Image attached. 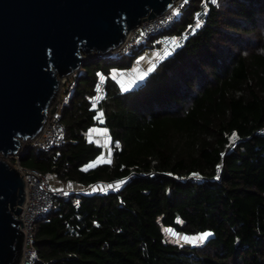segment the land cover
<instances>
[{
    "label": "trees",
    "instance_id": "obj_1",
    "mask_svg": "<svg viewBox=\"0 0 264 264\" xmlns=\"http://www.w3.org/2000/svg\"><path fill=\"white\" fill-rule=\"evenodd\" d=\"M177 8L173 26L128 52L90 56L64 91V142L22 157L63 182L118 184L59 197L34 224L35 264H264V0ZM165 36L178 47L123 90L112 69ZM100 110L112 159L86 168L103 151L88 137ZM164 227L211 235L178 244Z\"/></svg>",
    "mask_w": 264,
    "mask_h": 264
},
{
    "label": "water",
    "instance_id": "obj_2",
    "mask_svg": "<svg viewBox=\"0 0 264 264\" xmlns=\"http://www.w3.org/2000/svg\"><path fill=\"white\" fill-rule=\"evenodd\" d=\"M179 0H0V264H20L26 198L6 157L46 124L63 80Z\"/></svg>",
    "mask_w": 264,
    "mask_h": 264
},
{
    "label": "built area",
    "instance_id": "obj_3",
    "mask_svg": "<svg viewBox=\"0 0 264 264\" xmlns=\"http://www.w3.org/2000/svg\"><path fill=\"white\" fill-rule=\"evenodd\" d=\"M185 1L179 0L174 7L165 13L143 21L129 33L118 48L108 54L126 53L138 41H145L173 26L178 18L176 8L181 6V3L183 4ZM169 39H171L170 36H165L158 41L159 43L163 41L168 42ZM178 45L173 42L169 46L170 52L172 53ZM63 83H66V90H71L75 85V78L69 76L63 80ZM64 98L65 94L59 92V95L51 106L48 120L40 134L26 140L27 143L25 144V141H23L19 151L6 157V160L22 173L26 185L25 202L22 206V212L17 215L23 222L22 230L25 233V244L20 264H35L37 261V250L33 245V229L36 221L48 214L59 197H69L72 194V191L69 189L54 188L48 175L42 173L37 168L24 166L21 162L24 154L31 148L38 147L44 151H49L64 142L66 128L61 120ZM134 175L133 173L132 176Z\"/></svg>",
    "mask_w": 264,
    "mask_h": 264
},
{
    "label": "crops",
    "instance_id": "obj_4",
    "mask_svg": "<svg viewBox=\"0 0 264 264\" xmlns=\"http://www.w3.org/2000/svg\"><path fill=\"white\" fill-rule=\"evenodd\" d=\"M160 40V39H159ZM159 42V41H158ZM170 55V52L161 44L158 43L157 46L150 48L146 50L142 55H140L133 65L129 68H113L111 71V76L117 80L119 85L123 90H130L135 88L136 86L140 85L142 82L145 81V79L148 77V75L155 69L157 64L168 57ZM106 79L105 75L101 76V82L98 86V95L95 97L93 103L94 108L98 107V103L105 95V88H104V81ZM98 117L100 119V125H96L90 128L89 132L92 133L91 135H88L90 137L89 139L96 144L102 146L103 151L105 150V146L100 143H107V149L106 154L110 155L112 159L113 149H112V139L110 136V133L104 125H102L104 119H103V111L100 110L98 112ZM102 141V142H101ZM101 153V155H102ZM101 155L94 161H92L90 164L86 166V168L95 167L98 164L103 163V159ZM111 161V160H109ZM107 161V162H109ZM52 185L54 188H61V189H69L73 192H87V189L90 187H86L80 184H76L74 182H63L59 180L55 175H52ZM102 183L94 184V185H100ZM103 185H109V184H103ZM95 191H102V190H95Z\"/></svg>",
    "mask_w": 264,
    "mask_h": 264
},
{
    "label": "rangeland",
    "instance_id": "obj_5",
    "mask_svg": "<svg viewBox=\"0 0 264 264\" xmlns=\"http://www.w3.org/2000/svg\"><path fill=\"white\" fill-rule=\"evenodd\" d=\"M182 5V3H181ZM177 12H179V9L177 8L176 9ZM171 39H169L168 42L166 41H163V42H160L169 52V46L173 44V42H175L176 44H180V39L179 38H176V37H170ZM160 41V40H159ZM162 41V40H161ZM148 50V49H147ZM171 53V52H170ZM95 53H93L92 55H94ZM77 71H75L74 73H72L70 76L74 77V74L76 73ZM66 83L62 84L61 87H60V91L59 92H63L66 90ZM59 95V93H58ZM88 135H91L92 136V133H88ZM90 138V137H89ZM102 142V141H101ZM27 143V141L24 142V144ZM102 145H104L105 147V150L104 152L102 153L101 157L103 159V162H107L109 160H111V157L110 155H107L106 154V149H107V143H100ZM109 147V146H108ZM50 180H51V184H52V177L50 176ZM53 186V185H52ZM114 186H118V184H114L113 186L111 185H103V184H100V185H91L88 189H87V192L88 191H95V190H108L110 188H114ZM164 232H165V236H166V239L171 241V242H174V243H178V244H192V245H200L202 243H204L208 238L209 236H207L205 239H203V241H201L199 238L204 234V233H210V232H202V233H198V234H185V233H180L178 232L177 230L173 229V228H168V227H164Z\"/></svg>",
    "mask_w": 264,
    "mask_h": 264
},
{
    "label": "snow or ice",
    "instance_id": "obj_6",
    "mask_svg": "<svg viewBox=\"0 0 264 264\" xmlns=\"http://www.w3.org/2000/svg\"><path fill=\"white\" fill-rule=\"evenodd\" d=\"M210 235L211 233H204L199 239L203 241V239H205L207 236H210Z\"/></svg>",
    "mask_w": 264,
    "mask_h": 264
},
{
    "label": "bare ground",
    "instance_id": "obj_7",
    "mask_svg": "<svg viewBox=\"0 0 264 264\" xmlns=\"http://www.w3.org/2000/svg\"><path fill=\"white\" fill-rule=\"evenodd\" d=\"M160 15H161V14H160ZM22 144H23V141H22ZM18 151H19V150H18ZM13 153H16V152H13ZM13 153H10V154H13ZM10 154H9V155H10Z\"/></svg>",
    "mask_w": 264,
    "mask_h": 264
}]
</instances>
